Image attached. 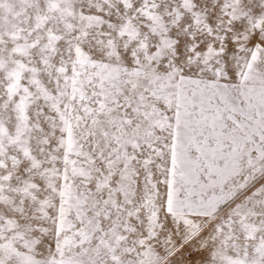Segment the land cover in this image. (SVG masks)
Segmentation results:
<instances>
[{"label":"snow or ice","instance_id":"1","mask_svg":"<svg viewBox=\"0 0 264 264\" xmlns=\"http://www.w3.org/2000/svg\"><path fill=\"white\" fill-rule=\"evenodd\" d=\"M0 264H264V0H0Z\"/></svg>","mask_w":264,"mask_h":264}]
</instances>
